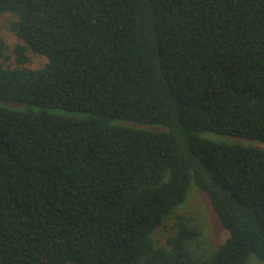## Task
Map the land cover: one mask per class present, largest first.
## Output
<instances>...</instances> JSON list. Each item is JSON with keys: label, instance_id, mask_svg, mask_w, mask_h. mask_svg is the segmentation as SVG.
<instances>
[{"label": "trees", "instance_id": "obj_1", "mask_svg": "<svg viewBox=\"0 0 264 264\" xmlns=\"http://www.w3.org/2000/svg\"><path fill=\"white\" fill-rule=\"evenodd\" d=\"M17 66L0 99V264H264V0H0ZM27 51L46 57L29 68ZM127 120L164 127L113 124ZM194 185L227 236L209 256L179 219Z\"/></svg>", "mask_w": 264, "mask_h": 264}, {"label": "rangeland", "instance_id": "obj_2", "mask_svg": "<svg viewBox=\"0 0 264 264\" xmlns=\"http://www.w3.org/2000/svg\"><path fill=\"white\" fill-rule=\"evenodd\" d=\"M15 18L9 12L0 14V37L3 38L7 44L5 54L7 59H2L5 65L17 66L16 56L13 53V48L16 43L20 42L18 37L9 30L8 26L11 20ZM28 60L24 64L29 68H39L43 66L47 59L46 57L27 51ZM0 106L19 110V111H34L45 112L54 115H62L76 119H88L96 117L90 112L86 111H73L57 107L40 106L32 103L18 102L12 100L0 99ZM113 124L146 128L155 131L163 130L164 127L153 124H141L127 120H113ZM202 138H207L216 142H224L230 144H240L244 146L264 147V143L255 139L243 138L227 134H217L208 131L195 132ZM179 219H182L199 228V236L190 243V249L198 255L209 256L215 248L225 239L227 233L221 226L218 216L213 210L208 195L206 192L198 190L197 187L192 185L189 189L186 200L175 207L171 214L165 219L163 225L158 228L152 235L154 245L165 244L166 237L175 231V227ZM246 264H262L255 255H251Z\"/></svg>", "mask_w": 264, "mask_h": 264}]
</instances>
